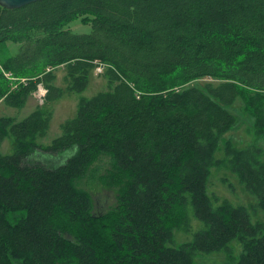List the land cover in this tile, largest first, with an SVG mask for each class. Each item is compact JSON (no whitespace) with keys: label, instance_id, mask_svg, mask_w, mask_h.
Returning a JSON list of instances; mask_svg holds the SVG:
<instances>
[{"label":"trees","instance_id":"1","mask_svg":"<svg viewBox=\"0 0 264 264\" xmlns=\"http://www.w3.org/2000/svg\"><path fill=\"white\" fill-rule=\"evenodd\" d=\"M75 19L90 32H73ZM97 61L108 66L109 88L82 96L60 135L41 144L65 93L55 69L65 65L68 91L81 93ZM204 77L221 82L191 84ZM40 84L43 105L21 119L0 115V264H198L199 253L231 251L234 240L242 245L236 264H264V220L253 218L264 211L263 146L224 141L253 208L208 188L239 98L264 140V0L0 4V101L22 108ZM8 136L13 151L3 153ZM38 151L72 152L60 164L53 155L31 162ZM103 156L111 167L100 181L116 202L97 212L82 182L94 180ZM191 216L204 227L177 245Z\"/></svg>","mask_w":264,"mask_h":264},{"label":"rangeland","instance_id":"2","mask_svg":"<svg viewBox=\"0 0 264 264\" xmlns=\"http://www.w3.org/2000/svg\"><path fill=\"white\" fill-rule=\"evenodd\" d=\"M70 29L76 33H87L90 32L92 25L91 23H86L81 19H75L69 25ZM12 43H10V46ZM19 43H15L12 53L18 51ZM93 71L90 73L89 85L87 89L83 92L77 91H68L70 85V79L66 74V66L61 65L58 68H52V71H56L57 78L54 81L55 84L61 86L65 93L62 97L53 102V117L51 120L50 128L46 136L39 137L38 141L41 144H49L54 138L60 135L61 133V124L66 119L73 117L76 114L79 99L82 96H93L94 94L107 90L109 88V77L106 73L108 66L97 61L95 62ZM50 70V69H46ZM7 77L12 78L15 82L27 81V78H18L15 77L11 72L5 73ZM209 82L214 84H219L221 80L215 79L212 77H204L198 79L197 81L192 82L191 84H198L200 86H205ZM47 89L44 84H40L38 90L32 92L27 98V103L22 108L12 107L6 105L4 102L0 101V115L8 114L16 116L18 119L25 117L35 110L38 105H43L44 96ZM229 110L237 117L238 122L237 126L227 132L220 141V149L217 151L216 156L218 163L213 165L210 169V176L208 181V188L210 194L213 196H218L222 200H227L228 202L234 205H246L253 208V205H256V197L250 193L244 186V184L238 179L237 174L231 169V166L226 158L224 152V141H232L237 148H245L247 146H253L255 144H260L264 149V140H260L256 136V128L253 127V118L247 114L242 99H238L234 102L232 106L229 107ZM11 137L8 136L5 138L1 150L3 153H11L13 151ZM72 151H67L62 153V155L50 154L47 155L43 151H38L34 156L30 158L31 162H46V159L50 157V162L52 164H60L66 160L68 156L71 155ZM264 159V154L262 155ZM111 167V161L108 156H103L102 159L97 162L95 166V177H92L94 180L88 181V179L82 182L84 183L86 189H88L95 200V210L97 212H103L108 210L116 202V191L112 187H108L100 181V175L106 173V171ZM99 172H102L99 174ZM94 175V174H93ZM97 179V180H95ZM88 181V183H87ZM193 224V228L186 230H177L176 231V244L180 242L190 240L194 237V232L204 227V223L198 220L196 217H190ZM254 219L264 220V211L260 208H257L253 211ZM231 251H228L229 248H225L222 251L213 252V253H199L197 255L198 264H236L238 256L242 250V245L238 243L237 240H234L229 244Z\"/></svg>","mask_w":264,"mask_h":264},{"label":"water","instance_id":"3","mask_svg":"<svg viewBox=\"0 0 264 264\" xmlns=\"http://www.w3.org/2000/svg\"><path fill=\"white\" fill-rule=\"evenodd\" d=\"M36 1L40 0H0V4L7 8H19Z\"/></svg>","mask_w":264,"mask_h":264}]
</instances>
